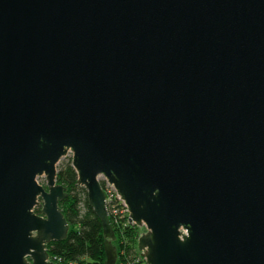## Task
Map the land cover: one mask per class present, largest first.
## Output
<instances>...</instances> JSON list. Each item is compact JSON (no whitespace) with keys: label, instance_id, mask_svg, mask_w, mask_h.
Returning a JSON list of instances; mask_svg holds the SVG:
<instances>
[{"label":"water","instance_id":"95a60500","mask_svg":"<svg viewBox=\"0 0 264 264\" xmlns=\"http://www.w3.org/2000/svg\"><path fill=\"white\" fill-rule=\"evenodd\" d=\"M70 152L147 264H264V0H0V264H53Z\"/></svg>","mask_w":264,"mask_h":264},{"label":"trees","instance_id":"16d2710c","mask_svg":"<svg viewBox=\"0 0 264 264\" xmlns=\"http://www.w3.org/2000/svg\"><path fill=\"white\" fill-rule=\"evenodd\" d=\"M57 183L68 193V197L60 202V208L69 223V232L63 241L48 245L50 257L61 264H107L105 245L111 241L118 256L115 264H144L138 262L141 255L138 247L125 243L122 255L120 247L115 245L120 235L138 233L140 227L129 225L118 228L112 223L116 239L109 240L101 220L89 206L86 189L78 185V174L72 166V159L58 166ZM36 213L41 215L39 209Z\"/></svg>","mask_w":264,"mask_h":264},{"label":"built area","instance_id":"2783aa9c","mask_svg":"<svg viewBox=\"0 0 264 264\" xmlns=\"http://www.w3.org/2000/svg\"><path fill=\"white\" fill-rule=\"evenodd\" d=\"M101 185H104V187L102 188L106 194V205L111 225L113 223L118 228H126L129 225H136L131 221L128 206L126 205L122 197L118 194L115 186L110 184L104 178L101 180ZM53 260L54 262L58 263L54 258L49 256V262L51 261L50 263H52ZM138 262L147 264L146 258L144 257V252H141Z\"/></svg>","mask_w":264,"mask_h":264},{"label":"rangeland","instance_id":"374dc122","mask_svg":"<svg viewBox=\"0 0 264 264\" xmlns=\"http://www.w3.org/2000/svg\"><path fill=\"white\" fill-rule=\"evenodd\" d=\"M72 156H73V154L70 152L67 155V157H65V158H63L61 160L60 164L63 163V162H66V161H68L70 159H72ZM102 179H103V177L100 178V181ZM145 233H146V228L145 227H140V230L138 231V233H135V234H132L131 233V235H126V234L125 235H120L119 240L117 241V243H115V245H117L118 247H120V249L122 250V255H123L125 243L131 244L133 246V248L138 247L139 239ZM108 242H111V241H108ZM117 259H118V256H117ZM52 263L55 264L56 262H54V260H53ZM56 264H61V263H56Z\"/></svg>","mask_w":264,"mask_h":264}]
</instances>
